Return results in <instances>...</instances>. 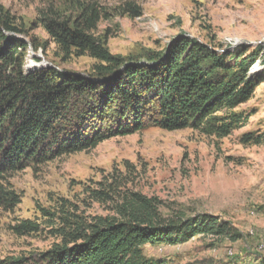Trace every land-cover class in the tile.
I'll use <instances>...</instances> for the list:
<instances>
[{
    "label": "rangeland",
    "instance_id": "374dc122",
    "mask_svg": "<svg viewBox=\"0 0 264 264\" xmlns=\"http://www.w3.org/2000/svg\"><path fill=\"white\" fill-rule=\"evenodd\" d=\"M81 2L97 4L102 16L94 34L124 59L141 60L181 37L217 53L261 46V58L248 70L257 86L234 108L242 120L225 136L149 128L5 173L2 191L9 200L0 202V260L37 264L44 252L62 244V231L113 215L123 195L137 192L154 198L164 219L210 216L225 229L182 243L146 244L148 257L165 264H264V0ZM126 2L140 14L132 15ZM52 4L66 8L64 0H0L23 31L13 35L28 44L24 73L52 68L95 81L90 77L95 60L66 55L39 24V14ZM30 60L41 67L27 69ZM23 222L32 223L30 230Z\"/></svg>",
    "mask_w": 264,
    "mask_h": 264
},
{
    "label": "trees",
    "instance_id": "16d2710c",
    "mask_svg": "<svg viewBox=\"0 0 264 264\" xmlns=\"http://www.w3.org/2000/svg\"><path fill=\"white\" fill-rule=\"evenodd\" d=\"M64 2L63 10L53 4L44 9L39 24L66 55L88 54L95 60L90 74L95 81L52 68L24 73L28 44L13 35L23 31L0 5V202L9 200L2 191L5 173L113 137L149 128H193L221 137L238 127L242 118L233 110L255 92L258 81L248 70L261 58V46L217 53L181 37L141 60L124 59L111 54L95 36L102 16L96 3ZM126 6L132 15L140 14L134 3ZM31 44L38 47L36 41ZM31 225L20 226L28 231ZM224 231L210 216L164 219L154 198L129 192L113 215L62 231V244L44 252L37 264H165L148 257L144 245L182 243L198 234Z\"/></svg>",
    "mask_w": 264,
    "mask_h": 264
},
{
    "label": "bare ground",
    "instance_id": "6f19581e",
    "mask_svg": "<svg viewBox=\"0 0 264 264\" xmlns=\"http://www.w3.org/2000/svg\"><path fill=\"white\" fill-rule=\"evenodd\" d=\"M39 64H36L35 62H33L32 60L28 61L27 65H26V68L27 69H33V68H36ZM41 65V64H40ZM39 65V66H40ZM255 66H257V64H255L252 68H254ZM41 67V66H40Z\"/></svg>",
    "mask_w": 264,
    "mask_h": 264
}]
</instances>
